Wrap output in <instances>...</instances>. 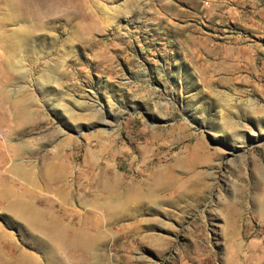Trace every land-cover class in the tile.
Masks as SVG:
<instances>
[{
    "label": "rangeland",
    "instance_id": "rangeland-1",
    "mask_svg": "<svg viewBox=\"0 0 264 264\" xmlns=\"http://www.w3.org/2000/svg\"><path fill=\"white\" fill-rule=\"evenodd\" d=\"M1 192L0 264H264V0H0Z\"/></svg>",
    "mask_w": 264,
    "mask_h": 264
},
{
    "label": "bare ground",
    "instance_id": "bare-ground-1",
    "mask_svg": "<svg viewBox=\"0 0 264 264\" xmlns=\"http://www.w3.org/2000/svg\"><path fill=\"white\" fill-rule=\"evenodd\" d=\"M25 33V32H24ZM22 33V34H24ZM32 34H24L25 37H30ZM50 45L51 47L54 45L53 38L50 39ZM43 173V172H42ZM157 175V174H156ZM162 176V175H161ZM45 186L47 189H50L51 186L58 184L63 180V169L60 167L51 166L48 167L45 170L44 175H42ZM174 179L170 176L167 178L166 175L164 177H159L155 182H153L152 186H150V189H156L157 192L148 191V193H145L143 191L142 187H128L124 189V184L120 180V178L113 174L112 178L109 180H102L100 183V186L103 188V196L100 195V199H102V203L94 204V209L96 208L95 205L99 206L100 208H105L106 211L112 212V211H124L126 208L125 204H121L118 201H115L117 199H159L157 195H159L160 192L168 191L170 190L174 185ZM62 186V185H61ZM62 188V187H61ZM63 191V190H62ZM58 193L61 194V189H58ZM64 193V192H63ZM6 193L1 192L0 193V199L5 195ZM173 197V196H172ZM15 199H20L16 197ZM97 199V198H96ZM175 199V198H174ZM151 204V203H150ZM10 211L15 215L16 219H25L28 222L36 223V217L35 213L31 209V205L26 204H19L14 205V208H9ZM127 211V210H126ZM125 211V212H126ZM29 212H31L30 215H26ZM113 213V212H112ZM36 215L40 218V220L37 221V223L43 222L42 226L46 227H52V229H59L61 228L59 226L60 222L57 220L56 217H53L51 215V211L48 209H37ZM92 245V244H91ZM10 260V259H9Z\"/></svg>",
    "mask_w": 264,
    "mask_h": 264
}]
</instances>
